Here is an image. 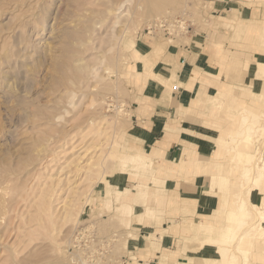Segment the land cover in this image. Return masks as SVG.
<instances>
[{
  "label": "rangeland",
  "instance_id": "rangeland-1",
  "mask_svg": "<svg viewBox=\"0 0 264 264\" xmlns=\"http://www.w3.org/2000/svg\"><path fill=\"white\" fill-rule=\"evenodd\" d=\"M80 1L54 0L50 12L58 14L57 24H71L77 28L74 30H80L82 39L58 34L59 29L54 34L49 29L33 33L31 42L24 41V47L28 46L27 55L33 61L44 55L42 62L38 59L41 64L37 67L40 71L34 72L37 76H28L30 62L17 57H13L17 59L11 65L5 64L6 71L0 75V201L5 200V204L0 203V264H141L143 250L133 248L131 243L138 242L141 236L138 223L152 216L149 209L139 207V192L143 196L146 191L141 185L151 186L148 205L161 213L171 208L151 195L161 186L154 178L165 175L134 173L147 166L149 159L135 134L134 120L146 103L143 89L154 79L167 85L171 96V91H177L183 83L184 74L177 76L179 70H199L202 43L212 44L216 41L214 35L220 37L215 47H221L216 51L221 73H227L219 89L234 76L240 85L235 86L221 108L210 104L209 113L220 125L217 138L223 134L225 140L229 138V154L237 164L234 172L245 180L244 191L239 194L244 203L238 209L234 202L238 199L227 197L230 209L234 207L240 213L237 216L236 211L230 212L227 216L225 225H231V237L219 228H203L200 235L198 230L193 233L183 229L177 245L189 264H248L244 260L247 251L258 249L257 243L264 239V232L255 233L261 216L252 199L264 181V170L258 166L264 164V25L256 30L243 26L242 36H235L241 25V11L233 10L228 18H216L215 0H83L84 11L76 4ZM156 3L163 4L160 11L151 15L145 12ZM0 4L7 11L0 16V22H8L9 26L0 29L1 53L11 46L17 31L14 29H18L16 18L22 13L15 10L14 1L0 0ZM173 20L176 27L172 28L169 21ZM181 20L185 27H177ZM52 21L48 19V23ZM57 34L62 35L61 40ZM69 39L72 52L67 50ZM229 40L230 45H225ZM66 51L73 56L70 67L66 66L69 74L58 68L67 63ZM234 58L249 61L244 71L235 68ZM38 60L35 63L39 64ZM251 61L253 66L248 71ZM157 63V68L165 66L167 71L152 74ZM210 97L206 99L208 104ZM242 97L245 102L239 101ZM21 100L28 105L21 104ZM55 105L54 116L35 111L36 107ZM243 114H247L245 121ZM248 136L251 150L243 151L234 161V150L240 149ZM212 141L215 143V139ZM249 151L255 156L243 162ZM247 164L251 168L249 176H245ZM222 171L229 176V157ZM126 179V187L132 191L120 185ZM139 183L142 184L133 186ZM145 240L149 247L159 249L150 245L148 236Z\"/></svg>",
  "mask_w": 264,
  "mask_h": 264
},
{
  "label": "crops",
  "instance_id": "crops-1",
  "mask_svg": "<svg viewBox=\"0 0 264 264\" xmlns=\"http://www.w3.org/2000/svg\"><path fill=\"white\" fill-rule=\"evenodd\" d=\"M215 1L214 16L216 18H228L233 10L241 11L239 16L242 20L238 22L241 25L237 27L235 34L237 37L242 36L243 26L256 30L264 25V0ZM229 37L233 35L229 34ZM213 38L216 41L213 40V43L208 46L202 43L201 61L197 66L199 70L194 68L185 69L184 72L179 70L177 76L184 74L183 83L177 91H171V96L168 86L161 85L154 79L151 82L148 81L143 89L146 103L140 115L134 120L135 134L146 151L144 155L149 159L147 166H142L134 173L153 176L156 172L165 175L162 179L154 178L161 186L156 187L151 195L154 194L157 202L169 203L171 208L161 213L154 206L148 205L146 201L149 196L148 189L151 186L144 183L143 185L142 183L133 184L134 187L141 185L145 188L143 196H140L141 192H139V207L149 209L152 215L146 216L142 222L138 223L137 228L141 236L138 242L131 243L133 248L139 247L143 250V255L139 257L141 264H189L187 256L177 245V241L182 237L183 229L192 230L193 233L198 230L199 235L203 228L209 231L217 228L221 231H229L230 227V231H233L231 225H225L227 216L235 211L237 216L240 214L238 209L234 207L230 209L227 197L229 199L234 193L244 191L245 180L242 175L235 174L234 167L237 164H234L233 156L229 154L231 150L229 138L225 140L224 134L217 138L220 125L216 123L215 116L209 113L210 104L213 108H221L226 97L232 95L235 86L240 84H237L238 77H229V84L219 89L220 84L227 80V73H221L223 69L218 64L220 59L216 54L217 49L221 50V47H215L218 46L217 39L220 37L214 35ZM228 43L230 45V40L225 45ZM233 61L236 64L235 68L239 67L240 71H244V67L249 63L238 58H234ZM158 64L153 65L150 71L152 74L167 71L165 66L157 68ZM252 66L251 61L248 71L252 69ZM213 76L219 77L213 78ZM242 80L243 78L240 79ZM212 94L215 95L211 96ZM200 97H203V100H199ZM209 97L208 104L206 99ZM242 100L243 97L239 101ZM212 139H215L216 144ZM251 144V138L245 137L240 149L234 150V161L237 162V158L243 151L251 150ZM245 156L246 159L242 158L243 162L252 160L255 153L249 151ZM228 157L229 176L222 174V166ZM128 181L126 179L125 184L120 185L126 187ZM125 189L132 191L131 187ZM257 195H260L259 200H256ZM252 199L256 201L254 204L264 209V181L259 183L258 190L253 193ZM128 203L131 206L135 205L133 202L131 204V201ZM241 211L244 216V210ZM200 216L202 218L196 221ZM175 219L177 222L174 224ZM191 226H193L192 229H190ZM146 236L150 240V245L159 249L154 250L151 246L149 247L145 240ZM257 245L258 249L245 250L247 253L244 260H247L248 264H264V239L259 240ZM253 247H256V244H253ZM188 251L191 254L192 251ZM137 264L140 263L137 262Z\"/></svg>",
  "mask_w": 264,
  "mask_h": 264
},
{
  "label": "bare ground",
  "instance_id": "bare-ground-1",
  "mask_svg": "<svg viewBox=\"0 0 264 264\" xmlns=\"http://www.w3.org/2000/svg\"><path fill=\"white\" fill-rule=\"evenodd\" d=\"M11 1H14L15 2V5H14V7H15V10H18V11H20L21 13H22V16L20 15V14H18V15H20V16H18L19 18H16L17 20H16V22H17V24H16V27H15V25H14V27L15 28H17L18 27V29H14V31L15 30H17L15 33L16 34H13L12 36H13V41H12V43H11V46H9V47H6V48H4V51L3 52H1L0 53V75L2 74V73H5V71L6 70H4V67H5V64H7V65H11V62H12V60L13 59H15V58H13V57H17L16 59L17 60H20V58H22L23 59V61L24 62H27L28 64H29V62H30V69L29 68H27V70H29V72H26V74L28 75V76H32V75H34V77H35V75L36 74H34V72H36L37 71V67H38V65L40 66V64H41V59H42V55H43V53H42V55L40 56L41 57V59L40 58H38V59H40V61L37 59V58H35V59H37L40 63L38 64V63H35L37 60H31V58H29V56L31 57V55H27V52L29 51H27V47L25 46L24 47V41H30L31 42V34H33V33H35V34H39V33H41L42 31L44 32L45 30H48L49 29V31H51L52 32V34H54L53 32H55L57 29H59L60 30V32L59 31H57L58 32V34L59 33H61L62 35H66V36H68L69 38H76V40L80 37L81 39H82V37H81V35H82V32L80 31V30H74V29H77L76 27L75 28H73V27H70L71 26V24H70V26H68L67 24V26L66 25H61L60 23H58V24H60L61 26H59L58 28L56 27V25L58 26V24H57V19H58V14H56V11L54 12V13H52V12H50V8H51V4L53 3L54 4V0H11ZM34 1L35 2H37L38 4H36L35 5V3H34ZM61 1V0H60ZM81 1H83V0H81ZM80 1V3L79 2H77L76 4H77V6L79 7V9H85V6H84V2H81ZM89 1H95V0H89ZM110 1V0H109ZM108 1V2H109ZM118 1H120V0H118ZM5 2V1H4ZM10 2V1H9ZM75 2H76V0H75ZM121 2H122V0H121ZM78 3H79V5H78ZM86 3V2H85ZM91 3V2H90ZM93 3H95V2H93ZM87 4V3H86ZM1 5V4H0ZM6 5V4H5ZM4 5V6H5ZM37 5H38V7H37ZM2 6V5H1ZM81 6H84L83 8H81ZM148 6H150V5H148ZM121 7V6H120ZM161 7H163V4L162 3H156V4H154V5H152V6H150V7H147V10H145V12L146 13H148V14H154L155 13V11H160L161 10ZM9 8V7H8ZM11 8H13V7H11ZM10 8V9H11ZM119 8V7H118ZM117 8V9H118ZM0 9H1V7H0ZM14 9V8H13ZM34 9H38L36 12L35 11H33ZM78 10V9H77ZM81 10H79V11H81ZM54 11V10H53ZM79 11H77V12H79ZM82 11H84V10H82ZM109 11V10H108ZM7 11H6V8L5 7H3V9H1L0 10V16H3L5 13H6ZM82 12H80V13H78V15L79 14H81ZM139 12H137V15H140L141 16V12L138 14ZM76 15V14H75ZM135 15V14H134ZM137 15H135V16H137ZM140 16H137L136 18H140ZM14 17V16H13ZM16 17V16H15ZM74 17V16H73ZM14 19V18H13ZM48 19H51V20H53L52 21V23H48ZM60 19V18H59ZM71 19V18H70ZM73 19L74 18H72V21H73ZM10 20V19H9ZM37 20H39V22H37ZM36 21L37 23H39L38 25H36L37 23L35 22V24H34V22ZM60 21V20H59ZM71 21V20H70ZM11 22H12V19H11ZM170 22V26L173 28V27H176L175 25H174V22H175V20H173V21H169ZM14 23H15V21H14ZM14 23H11V25L12 24H14ZM62 23V22H61ZM7 24H8V22H6V23H1L0 22V29L2 30L3 28H6V26H7ZM154 25H155V23H154ZM185 25V23H184V21H180V24H179V26H177V27H185L184 26ZM7 27H9V26H7ZM19 31V32H18ZM42 32V33H43ZM50 32V33H51ZM56 33V32H55ZM58 34L56 35V36H58ZM49 35H51V34H49ZM62 35L61 36H58L59 38H60V40H61V38H62ZM11 36V37H12ZM28 38H27V37ZM43 36V35H42ZM55 35H54V38L56 37ZM10 37V36H9ZM48 37H51V36H48ZM53 37V36H52ZM57 37V38H58ZM38 38H40V37H38ZM11 39V38H10ZM53 39V38H52ZM80 39V40H81ZM38 41H40V39H37ZM37 40L35 41V42H37ZM74 40V39H73ZM33 41V40H32ZM71 41V39H69V41H68V48H67V50L69 49V47L71 46V44H69V43H71L70 42ZM75 41V40H74ZM34 42V41H33ZM4 43V42H3ZM6 43H8V42H6ZM26 43V42H25ZM40 42H38V44H39ZM66 43V42H65ZM29 44V43H28ZM34 44V43H33ZM73 44V43H72ZM9 45V44H8ZM31 46V45H30ZM1 47V46H0ZM14 47V48H13ZM32 47V46H31ZM35 47V46H34ZM45 47V46H44ZM48 47V46H47ZM46 48V47H45ZM49 48V47H48ZM66 48H64V50L66 49ZM2 49V48H1ZM3 50V49H2ZM42 50H46V49H42ZM50 50V49H49ZM70 50V49H69ZM1 51V50H0ZM40 51V50H39ZM71 51V50H70ZM70 51H68L70 54H71V52ZM36 52V51H35ZM44 52V51H43ZM45 52H47V51H45ZM50 52V51H49ZM67 52V51H66ZM67 52V54H64V56H65V59H64V61L66 60V62L67 63H63L62 65H59V69L64 73V71H69L68 69H67V65H69V67H70V65L71 64H69V63H71L70 62V58H71V61H72V57L73 56H71L69 53ZM33 53V52H32ZM37 53V52H36ZM39 53H41V52H39ZM39 53L37 54V55H39ZM34 54V53H33ZM46 54V53H45ZM36 54H34V56H35ZM44 56V55H43ZM64 58V57H63ZM15 59V60H16ZM32 59H34V58H32ZM31 60V61H30ZM43 60V59H42ZM33 61V62H32ZM63 61V60H62ZM69 61V62H68ZM31 62H32V64H31ZM15 63H16V65H18V66H22V64L20 65V62L19 63H17V61H15ZM61 63V62H60ZM26 64V63H25ZM7 67V66H6ZM5 67V68H6ZM13 67V66H12ZM24 67V71H25V67H26V65L25 66H23ZM22 67V68H23ZM29 67V66H28ZM9 68V67H8ZM7 68V69H8ZM13 69H15V68H13ZM21 69V68H20ZM9 70V69H8ZM12 70V69H11ZM16 70H17V68H16ZM16 70H14V71H16ZM18 71V70H17ZM22 71V70H21ZM38 71H40L39 69H38ZM12 72V71H11ZM10 72V73H11ZM23 72V71H22ZM66 72V73H67ZM36 73H38V72H36ZM30 74V75H29ZM62 74V73H61ZM68 74H69V72H68ZM16 76H19L17 73L15 74ZM23 76V75H22ZM37 76V75H36ZM63 76H64V74H63ZM69 76V75H68ZM2 78V77H1ZM7 78V77H6ZM17 78V77H16ZM66 78H67V75H66ZM27 79V78H26ZM33 79V78H32ZM36 79H37V77H36ZM2 80H3V78H2ZM38 80V79H37ZM36 80V81H37ZM64 80V79H63ZM5 81H6V79H5ZM4 81V82H5ZM14 81V80H13ZM39 81V80H38ZM61 81V80H60ZM2 82V81H1ZM35 81H33V83H34ZM3 85L5 86V84L3 83ZM9 85H10V82H9ZM8 85V86H9ZM14 85V84H13ZM36 85V84H35ZM8 86H7V88H8ZM11 86V85H10ZM19 86V85H18ZM15 87V85L13 86V88ZM3 88V87H2ZM10 88V87H9ZM13 88H12V90H13ZM15 88H17V87H15ZM107 88V87H106ZM105 88V89H106ZM11 89V88H10ZM26 89V88H25ZM28 89V88H27ZM12 90H10V91H12ZM30 90V89H29ZM7 91H8V89H7ZM17 94V93H16ZM11 95H12V93H11ZM13 96H15V95H13ZM17 98V97H16ZM18 99H19V96H18ZM26 99L28 100V98H27V96H26ZM25 100V99H24ZM23 100V101H24ZM20 102V101H19ZM18 102V103H19ZM25 102H23L22 103V100H21V104H24ZM20 104V103H19ZM16 105V104H15ZM25 105H28L27 103H25ZM21 106V105H20ZM121 106V105H120ZM55 107H57L56 105L55 106H45V107H36V109H35V111H40L38 114H43V115H46V116H52L53 114V109L55 108ZM23 108V110H24V108L25 107H22ZM35 108V107H34ZM251 108V107H250ZM26 109H27V107H26ZM28 110V109H27ZM244 110V109H243ZM251 110H253V109H250V111ZM254 111V110H253ZM24 112H29V111H24ZM55 112V111H54ZM262 113V112H261ZM263 114V113H262ZM54 116V115H53ZM242 118H243V120L245 121L246 119H247V114H243L242 115ZM250 122V121H249ZM242 135V134H241ZM238 136V135H237ZM240 136V135H239ZM242 138V137H241ZM232 140V139H231ZM240 152V151H239ZM237 154V153H236ZM259 160V159H258ZM257 163V162H256ZM255 163V164H256ZM258 166H259V168H260V170H264V164H258ZM258 169V168H257ZM11 170H12V168H11ZM250 171H251V168H250V165L249 164H247V169H246V173H245V176H249V174H250ZM258 171V173H260L259 172V170H257ZM239 192H237V193H234L233 194V197H235L236 199H238V200H236V201H234L235 203H237V207L236 208H238V209H240V204H243L244 203V201H243V199L242 198H240V196H239ZM1 195V194H0ZM239 197V198H238ZM234 199V198H233ZM4 202H5V200H3ZM2 201H0V203H1ZM4 202H2V203H4ZM232 202H233V200H232ZM1 203V204H2ZM45 203V202H44ZM46 203H48V202H46ZM0 204V205H1ZM5 204V203H4ZM3 205V204H2ZM45 205V204H44ZM47 205V204H46ZM45 205V206H46ZM3 208V207H2ZM44 208V207H43ZM44 210H45V208H44ZM43 210V211H44ZM258 210V212L260 213V216H261V220H260V222H258L257 223V225H256V230H255V233H258V232H264V209H260V208H258L257 209ZM230 219H231V217H229V221H230ZM261 221H263L262 222V225H261ZM231 222V221H230ZM229 222V223H230ZM234 223H236V222H234ZM231 224V223H230ZM247 224V223H246ZM261 229V230H260ZM262 229H263V231H262ZM233 234V232L232 231H230V227H229V231H228V233L226 234V236H228V237H231V235ZM258 234H260V233H258ZM262 240V239H261ZM253 251V250H252ZM68 257V256H67ZM85 263V261L84 262H81V264H84ZM73 264V263H72ZM77 264H80L79 262L77 263Z\"/></svg>",
  "mask_w": 264,
  "mask_h": 264
},
{
  "label": "built area",
  "instance_id": "built-area-1",
  "mask_svg": "<svg viewBox=\"0 0 264 264\" xmlns=\"http://www.w3.org/2000/svg\"><path fill=\"white\" fill-rule=\"evenodd\" d=\"M124 262H126V260Z\"/></svg>",
  "mask_w": 264,
  "mask_h": 264
}]
</instances>
